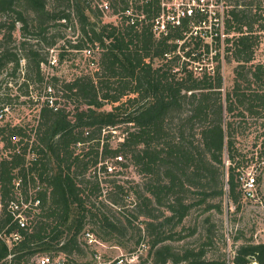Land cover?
Returning <instances> with one entry per match:
<instances>
[{
	"label": "trees",
	"instance_id": "1",
	"mask_svg": "<svg viewBox=\"0 0 264 264\" xmlns=\"http://www.w3.org/2000/svg\"><path fill=\"white\" fill-rule=\"evenodd\" d=\"M51 2L0 0V71L11 67L14 74L23 72L20 85L26 96L31 95L32 84L44 81L42 64L49 62V52L34 48L28 34L49 46L64 40L59 58L65 56L66 46L99 48L100 55L89 74L71 80L52 76L44 87L46 98L36 125L0 127L6 152L0 155V235L19 227L9 206L18 198V180L21 197L32 198L27 214L33 215L30 226L20 228L23 238L12 250L0 236V264H39L36 260L42 255L52 259L60 254L82 255L80 236L88 224L93 233L97 227L110 234L132 227L131 219L113 221L92 201L104 194L100 174L112 175L116 162L128 159L139 174L151 177L146 191L137 190L136 201L131 203L134 216L142 217L144 224L143 230L137 226V244L142 243L143 231L151 236L150 261L138 264H264V242L240 243L229 261L206 258L203 249L176 251L165 243L172 235L163 229L166 222L184 220L194 204L183 195L187 182L201 185L204 174L211 171L214 176L211 168L224 166L225 151L231 160L228 195L240 208L241 173L236 169L245 158L236 159V127L231 118L246 123L247 117L264 114V63L255 62L264 32V0L229 3L222 24L210 23L207 9L186 14L179 24L166 21V31L160 36L154 33L160 0L133 4L142 12L132 13L133 20L125 13L132 7L129 0H110L114 13H121L117 23L103 22V10L94 0ZM209 23L211 29L206 27ZM54 27H70L75 38L61 32L49 35ZM18 30L23 39L11 46ZM209 57L212 64L204 61ZM226 62H236V66L233 86L224 93ZM9 104L2 103L0 112ZM197 123L199 143L190 139ZM122 127L123 139L114 146L110 137ZM109 159H113L111 164ZM113 182L108 181L110 189L105 194L114 205L125 208L128 187ZM30 187L35 189L31 194ZM224 192L222 186L204 191L201 200ZM171 196L167 205L171 214L159 220L153 210ZM35 199L40 200L38 206L33 204ZM111 264L131 263L117 259Z\"/></svg>",
	"mask_w": 264,
	"mask_h": 264
},
{
	"label": "rangeland",
	"instance_id": "2",
	"mask_svg": "<svg viewBox=\"0 0 264 264\" xmlns=\"http://www.w3.org/2000/svg\"><path fill=\"white\" fill-rule=\"evenodd\" d=\"M132 3L131 10L133 13H142L133 4L142 3L143 0H129ZM223 1V6H222ZM204 0L202 5L209 11V13H226V5L235 2L236 0ZM258 1V0H256ZM100 7L103 3H110V0H94ZM187 2V1H185ZM50 4H52L50 0ZM175 7V6H174ZM230 7V6H229ZM101 19L103 22H119L121 13H114L110 8L107 11H102ZM210 18V17H209ZM214 20L210 19V23ZM210 23L206 25L211 29ZM77 24V23H76ZM61 32L62 35L66 34L68 38H75L74 30L70 27L66 28H52L49 35ZM2 34H0V38ZM29 42L34 48L39 49L43 54L48 51L49 62L42 64L44 72V81L42 83L32 84V93L30 96L23 95L25 88H22L23 72L14 74L15 72L11 67L4 68L0 71V106L5 101H10L9 107L0 112V127L7 125H19L24 127H32L37 124L39 117V108L43 100L46 98V90L44 89L47 82L51 83L52 76H56L61 80H71L79 75H85L92 72L97 60L99 59L100 49L92 47V53L88 54L84 50H78L70 46H66L67 52L63 58H59L62 52L64 40H58L55 46H49L44 40H39L34 34H28ZM22 38L20 30L15 32V42L11 46L19 44ZM255 55V62L264 63V32L262 34L261 42L257 45ZM212 58H205L204 61L212 64ZM211 61V62H210ZM203 62V63H206ZM25 61L21 62V69H24ZM236 62L224 63V93L231 89L234 80V67ZM35 79V78H34ZM8 97V98H7ZM4 99V100H3ZM110 108V106H107ZM2 114V116H1ZM235 122L236 133L235 141L237 147V158H245V162L236 169L244 178L248 174L256 178L253 196L245 193L243 186L244 181L241 180L238 189L241 192L239 205H236L230 199L229 186L227 179L229 175V167L231 160L229 159L228 152L224 154V166L216 164L214 176L207 173L200 178L201 185H195L187 182L185 191V199L187 202L194 203L190 208L184 220L175 224L174 222H166L164 230L167 234L172 235V238L165 241L170 244L174 250L183 253L186 249H194L205 251L206 258H219L224 257L229 261L232 260L237 245L242 242H264V114L260 117H247L246 123H240L239 117L231 118ZM229 120V118H227ZM123 127L114 130V134L110 137V143L114 146L117 145L119 140L123 139ZM200 125H195V135L190 136L195 143H199ZM4 143L1 141L0 136V155L5 156ZM113 159L107 162L111 164ZM116 161V160H114ZM116 169L112 175L100 174V179L103 181L104 194L92 201L97 206H101L102 211L109 216L113 221H121L126 223L129 218L133 221L132 227L124 229L122 233H105L97 230L93 233L89 229L93 226L88 224L80 238L83 243V254H60L55 257V262H63L67 259L73 261V264H111L117 259H124L131 264H138L139 262L150 261L149 246L151 243V236L143 231V239L141 244H137L139 231L137 226L143 230L144 224L142 217L136 218L134 215L136 211L133 208L136 201V191L140 193L146 191L145 183L151 177L139 174L136 167L130 159L124 160L122 163L116 162ZM89 176H87L88 178ZM108 181L113 183H121L128 187L130 193L124 199L125 208L114 205L107 194V189H110ZM224 188V194L219 196H208L206 201L201 200L204 191L210 192ZM200 192V193H199ZM114 197L116 195L113 194ZM1 198V194H0ZM172 196L168 198L166 204H156L154 213L160 215L159 220L164 219L165 214H171L168 210V203L172 201ZM134 226V227H133ZM93 233V237L89 240L86 232ZM100 234L102 238L96 236ZM133 249H136L133 251ZM37 261V260H36Z\"/></svg>",
	"mask_w": 264,
	"mask_h": 264
},
{
	"label": "built area",
	"instance_id": "3",
	"mask_svg": "<svg viewBox=\"0 0 264 264\" xmlns=\"http://www.w3.org/2000/svg\"><path fill=\"white\" fill-rule=\"evenodd\" d=\"M160 4H161V15L160 17L156 19L155 27H154V33L156 34V36H160L162 32L166 31V21L179 24L181 17L185 16L186 14L192 15L195 12L198 13V12L207 11V10L205 11L206 8L202 6L204 4V0H160ZM221 4L223 6V1ZM100 8L103 11H107L110 9V4L103 3L100 5ZM207 12L209 13V11ZM125 13L132 15L133 12L130 8L126 10ZM215 14L217 13H209L210 19L216 21L217 24H218V21H220V23L222 24L223 15H224L223 12L220 13L219 17H215V16L213 17V15ZM133 17L134 16L132 15V20H133ZM84 51L87 52L88 54L92 53V49H85ZM28 156H31V155L29 154ZM238 179H239V182L241 180L244 181L243 186L245 188V193L247 195L253 196V190L255 187L256 178L251 174H248L246 178L238 174ZM16 184H17L16 185V196L18 198L17 200L11 201L9 206L14 211V219L17 221L19 227L17 230L12 231L10 234L4 233L0 235L10 250H12L14 245L23 238V234L20 232V228H25V227L30 226V224L32 223L31 220L33 219V215L27 214V208L31 206L32 198L26 201L23 197H21L20 195L21 191L19 188L20 180H18ZM33 190L35 189H32V187H30L29 193L31 194ZM39 202H40L39 199H35L33 203L34 206H38ZM1 206H2V203H1V198H0V210H1ZM34 211H37V209H35ZM86 235L89 237V240L94 238L93 234L89 231L86 232ZM10 257H11V254L9 255V258ZM37 262L39 264H52L53 262H55V258L52 259V257L49 255H42L38 257ZM55 263H59V262H55Z\"/></svg>",
	"mask_w": 264,
	"mask_h": 264
}]
</instances>
